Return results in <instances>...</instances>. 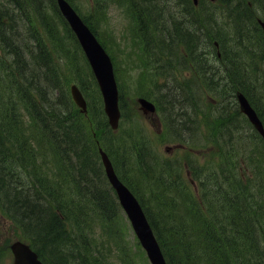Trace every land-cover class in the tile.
Masks as SVG:
<instances>
[{"label":"trees","instance_id":"1","mask_svg":"<svg viewBox=\"0 0 264 264\" xmlns=\"http://www.w3.org/2000/svg\"><path fill=\"white\" fill-rule=\"evenodd\" d=\"M14 1L19 5L24 3ZM126 1L131 2L134 9L135 1ZM184 1L188 3H185L186 10L190 12L193 7L191 1ZM225 1L229 5L233 2L237 4V9L229 10L228 18L229 30L234 32L239 29L242 13L253 22L252 18L257 12L254 9L261 0ZM5 2L9 3L10 0ZM3 7L4 3L0 2V44L4 45V52L11 59L9 72H17L23 80L20 86L21 102L31 117L22 133L24 143H28L27 139L29 142H38L46 136L42 152L38 151L31 189L22 200L21 211L25 239L44 264H109L108 254L105 255L101 248L108 242L101 240V246L98 244L95 227L106 223L107 231L108 224L118 217L120 207L100 165L97 141L101 145L104 141V148L109 154L112 152L114 166L119 164L116 171L140 201L168 264H264V144L238 111L237 117L232 119L227 116V108L223 107L220 112L222 117L212 120L216 132L207 140L215 143V149L211 152L214 157L224 155L225 158H231L222 168L224 177L219 173L216 181V172L220 167L207 169L199 165V169L191 163L190 153H185L193 180L201 188V194L195 197L192 187L182 181L181 169L176 172L168 162H160L148 155L149 147L144 136L129 134L123 152L117 153L112 146L115 141H110L112 132L103 111V119L95 124L98 128L96 131L85 129L80 121L72 118L69 107L72 103L63 95L67 89L63 88L66 77L55 62L43 35L40 34L31 47H26L27 59L8 26L15 23L14 14L8 13ZM191 10L192 16L196 15ZM53 12L58 15L56 10ZM46 16L42 17V22ZM243 37L249 45L243 46L249 62L245 81L237 80L231 83V87L246 94L264 123V59L257 56H264V50L262 52L259 49V46H264V38L254 31L251 34L248 27L244 29ZM72 40L81 52L76 38L72 37ZM65 55L72 57L69 50ZM79 57L80 54L75 62L76 76L83 72L78 66ZM87 67L84 66L86 70ZM41 80L53 82L48 88L51 92L58 91L60 96L55 97L56 100L48 98L50 102H47L39 94L41 99L33 98L30 104H25L32 94L37 95ZM76 80L80 82L88 79ZM89 89L84 88L86 93ZM171 91L179 96V90ZM171 94H168L163 111L172 106L174 97H170ZM95 97L96 89L92 92V99ZM199 102L192 108L193 119L189 120L186 112V120L180 123L183 126H179V129H187L192 133L195 127L203 126L206 121L204 101ZM39 103H42L46 115L36 114ZM8 119L18 124L25 123L24 118L17 114ZM166 128L171 138L174 139L175 133L181 142L178 132L168 122ZM31 130L36 133L25 138ZM100 130H103L101 134ZM242 133H247L248 138ZM194 135L188 136L194 138ZM63 142L67 143V147L62 150ZM189 145L195 144L191 140ZM34 154L36 152L31 146L29 156L34 158ZM234 159L253 164L255 169H252V176L247 173L248 182L244 181L241 169L233 172V175L229 174L230 170L238 166L231 164ZM164 164V167H158ZM142 177L150 184L149 195L154 203V213H151L140 192L139 181ZM111 228H114L113 225ZM94 245L95 252L97 248L96 257ZM115 245L118 246V242Z\"/></svg>","mask_w":264,"mask_h":264},{"label":"rangeland","instance_id":"2","mask_svg":"<svg viewBox=\"0 0 264 264\" xmlns=\"http://www.w3.org/2000/svg\"><path fill=\"white\" fill-rule=\"evenodd\" d=\"M51 1L57 4V0ZM134 1L136 4L142 0ZM162 1L164 0H158L154 2L155 6L158 4V9H154V13L151 15V17L147 18L148 27H150L151 21H153V26L159 27L158 32L156 31L154 34H148V40L150 42L148 48L149 46L150 48L154 46H160L159 40H161L164 46H166V55L164 56L163 53V56H159L160 53L158 50L151 49L147 55L144 54L141 56L144 59H141V57H138L136 54V50L139 48V46L133 43V24L130 23L128 16L125 15L126 9H124L120 4L121 0H61L59 6L64 5L65 2L68 5L75 6L78 13L82 16V19L87 23L88 27L93 31L100 44L105 46L109 55L112 52L115 56L117 81L120 86L121 94L127 107V111L124 109L123 112L126 114V120L123 129L116 133L113 136L114 138L110 136V141H115L112 143L113 149L114 147L118 146V151L121 153L123 142L128 139V136L131 132L138 133L139 126L146 137V145L149 147L148 155L150 157L157 158L160 162L162 159L166 162L169 161L170 163L168 162L167 164L173 166L174 170L176 169V172L181 169V175L183 178L182 181L188 185H191V183L194 185L192 191H194V195L197 197V195H200L201 188H199V192L196 184H194V181L192 180L193 174L188 169V161L183 156V150L177 151L176 149L175 144L179 142L177 139L178 136L174 133V139L171 138L168 134L166 124L168 122L169 126L171 125L174 131L178 132L181 143L185 144L186 147H189V143H191L190 136L185 135L182 132V129L178 128L179 126H183V124L180 123L186 120V112L189 120H192L194 117L192 108L194 105H199L201 103L199 102L200 100H203L206 103V106H211L213 100L209 97L210 93L208 92V89H219L224 91L226 89V81L230 82V80H243L239 75L235 74L231 75V77H227L228 72H230V74L236 72V70L240 69L242 66L238 62H230L232 56H228L230 53V44L228 39L224 33H222L220 30L218 31L215 28L216 25L213 22H209V20L204 17V15H209L211 11L215 12L216 10H221V7H223L221 1H215L214 3H211L209 0H204V3L200 8L197 10L193 9L195 14L199 17V22L189 17V20L192 22L195 21L197 24L191 25L188 23L186 27L187 32L184 33L183 36H180L175 28L177 23L180 22V19L178 20V18L174 15L172 21H169L170 19L168 18L172 17L171 8H174V5H171L172 0H167L165 3L161 4ZM0 2H2V0H0ZM42 2L41 6H44L47 16L42 23L38 19H35V22L46 43L48 44L55 62L60 65V68L66 77V79L63 81V88H67V91H64L63 95L68 101L72 102L73 99L71 89L73 86H76L83 94L84 99H86L87 102L89 96H92L93 90L96 89V85L92 86L90 82L92 77L91 75H88L89 68L85 63L87 60L80 52L76 42L72 40V37L74 36H71L70 32L68 31V25L64 24V21L53 12L49 3L50 0H42ZM261 5H264V0H261L254 10H263L261 7H259ZM5 7H7V5L3 8ZM142 7L145 9V5L142 4ZM231 8L234 10L237 9L234 4H230L228 6V9ZM33 9H37V7L35 6ZM234 10L232 12H235ZM257 14L261 16V20H264V18L262 19L264 12H256L255 16ZM241 17L240 23L243 22L247 27V18L243 15V13ZM162 28H165V33L162 32ZM198 29H200V32H198ZM236 32H241V29H237ZM194 33L196 36L192 40L191 38ZM199 40L204 42L207 41V46H210L209 49H206L203 58H200L199 54H203L205 45H200ZM118 41L120 42V45L117 43ZM216 42L219 43V45H217L218 51L222 53L223 56L225 55L224 58L218 62H215L212 59V55H215L214 43ZM259 48H264V46H259ZM67 50H69V53L73 58L67 57L65 55ZM208 50L212 53L211 56ZM196 51L198 54H196ZM79 54L80 57L78 59V66H80L83 72L82 74L76 76L75 62L77 61ZM209 56L210 64L213 67H216L213 70H209V66L204 64L205 61L209 59ZM248 63L249 62L245 60L244 67H246ZM161 64H165L166 71L164 72L165 75H162L161 80H159L160 89L156 91L152 86L154 83L153 70L155 67H161ZM200 64L203 65L200 67L196 66H199ZM84 66L87 67V70L84 68ZM194 68H197V77H194ZM224 69L228 72H225ZM208 74L215 78L210 79ZM199 76L200 79L198 78ZM76 78H86L88 80L79 82L76 80ZM151 79L153 80L152 84ZM1 80L2 79L0 78V102L4 101L9 94L7 86L4 83H1ZM39 84L41 85V89L36 90V92H38L37 95L32 94L30 99L26 101L25 104H30L33 98L41 99L39 94L47 102H50L48 101V98L56 100L57 98L55 97L60 96L57 91L53 90V92H51L49 90L48 85L53 84V82L41 80ZM84 87H86V89L90 88L87 95L84 93ZM171 90H179V96H176V94H174ZM170 92L173 94H171L170 97H174L173 103L170 102L172 103V106L167 111H163L161 104H163V106L165 105ZM141 95H148L151 101H154L157 106L159 105L163 114L158 110L156 115H150L148 117V115H145L139 111V108H136L137 106L132 110V105H130L129 102L133 99H137ZM176 101H180V103L177 104ZM94 104L96 105V108L94 107L96 111H94L93 114L91 113V119H87L82 116L81 120L79 121L82 123L85 129L91 128L96 131V129H98L97 126H92L91 123L94 122L95 124H99V121L103 119V108L99 97L94 98ZM41 105L42 103L37 104L36 114L46 115V110ZM69 107L70 114H75L73 109L76 110V107L73 102ZM220 110L222 111V109ZM228 111V117H232V119L237 117L235 111H230V109ZM15 112L20 113L23 111L20 106L17 110H15L13 107H9L6 112H4L2 115L0 114V119L11 116L13 117ZM203 128L210 137L216 132L213 128L212 121L209 119H206V121L203 123ZM102 132L103 130H100L99 134ZM12 142L13 141H10L9 143L12 144ZM201 143L203 144V142ZM209 143L213 144L212 141H209ZM102 145L105 146L104 141H102ZM66 147L67 143L63 142L61 144V149L63 150ZM168 147L173 148V150L171 149L167 152ZM5 148L6 147L4 145L0 147L1 160V151ZM10 149L13 148L10 147ZM15 150L17 152L16 157L21 156V150ZM206 155L208 160L214 161L216 164L222 160V158L218 156L214 157L209 152H207ZM202 160V156H199V160H194V162H199ZM194 162L192 161L193 165H195ZM231 164L240 166V169L243 172L244 181L248 182L247 173L252 176V169H255L253 164L241 161L240 163L235 161ZM231 164H229V166H231ZM4 165L5 163L3 162L2 166ZM165 165L166 164L158 167H164ZM198 166L199 164H197V168H199ZM115 167L118 170L119 164ZM98 168L100 167L98 166ZM236 168H238V166ZM232 170H230V174ZM139 183L141 186L140 192L143 195V200L151 213H154V203L151 199V195H149L148 186H150V184L144 177H142ZM123 215L124 214H122V217ZM126 219L123 220V232L121 239L119 240L121 246L118 247L119 249L116 259L114 260V258H111L109 260L110 264H150L146 253L139 244L138 239L136 238L130 226L129 221ZM120 257L121 260H119Z\"/></svg>","mask_w":264,"mask_h":264},{"label":"water","instance_id":"3","mask_svg":"<svg viewBox=\"0 0 264 264\" xmlns=\"http://www.w3.org/2000/svg\"><path fill=\"white\" fill-rule=\"evenodd\" d=\"M61 8L64 12V17L68 20L70 27L76 33L75 35L78 43L84 51L101 89L109 124L112 128H117L120 111L118 106V89L114 77L112 61L96 36L77 13L73 11L67 3L66 5L65 3L61 5ZM72 95L75 103L83 111H86L85 99L76 86L72 87ZM238 98L242 112L246 113L260 133L264 134L262 124L246 98L240 94ZM139 101L145 113L154 112L155 108L152 103L145 99H140ZM100 153L109 182L115 189L120 204L127 213L135 234L142 247L145 249L151 264H167L141 205L132 192L118 179L107 154L102 149ZM12 250L15 257L14 264H43L42 261L39 260L38 254L25 243L16 242V244H12Z\"/></svg>","mask_w":264,"mask_h":264},{"label":"flooded vegetation","instance_id":"4","mask_svg":"<svg viewBox=\"0 0 264 264\" xmlns=\"http://www.w3.org/2000/svg\"><path fill=\"white\" fill-rule=\"evenodd\" d=\"M144 3H145V15H149L151 17V15L154 13V9H156V8L152 5L153 3L151 2V0H144ZM134 6L136 7V9L139 13L142 12V7L139 4V2L137 4V6L136 5H134ZM220 57H221V54H220Z\"/></svg>","mask_w":264,"mask_h":264},{"label":"bare ground","instance_id":"5","mask_svg":"<svg viewBox=\"0 0 264 264\" xmlns=\"http://www.w3.org/2000/svg\"><path fill=\"white\" fill-rule=\"evenodd\" d=\"M46 1V0H45ZM43 3V2H42ZM49 9V8H48ZM229 30V29H228ZM2 41V40H1ZM10 41V40H9ZM12 42V41H11ZM8 43V42H7ZM42 57V56H41ZM48 62V61H47ZM44 63V62H43ZM22 71V70H21ZM39 73V72H38ZM33 74H35V73H33ZM57 75V74H56ZM28 76V75H27ZM95 159V158H94ZM146 168V167H145ZM102 175V174H101ZM93 176V175H92ZM96 178V177H95ZM97 181H98V179H97ZM95 183V182H94ZM46 195V194H45ZM31 199V198H30ZM39 199H40V197H39ZM32 211H34V210H32ZM25 217V216H24Z\"/></svg>","mask_w":264,"mask_h":264}]
</instances>
